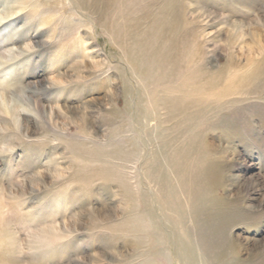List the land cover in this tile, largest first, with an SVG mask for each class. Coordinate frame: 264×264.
Returning a JSON list of instances; mask_svg holds the SVG:
<instances>
[{"label":"rangeland","instance_id":"1","mask_svg":"<svg viewBox=\"0 0 264 264\" xmlns=\"http://www.w3.org/2000/svg\"><path fill=\"white\" fill-rule=\"evenodd\" d=\"M175 1L155 70L190 104L153 128V15L113 39L104 0H0V264H264V0Z\"/></svg>","mask_w":264,"mask_h":264},{"label":"bare ground","instance_id":"2","mask_svg":"<svg viewBox=\"0 0 264 264\" xmlns=\"http://www.w3.org/2000/svg\"><path fill=\"white\" fill-rule=\"evenodd\" d=\"M140 2H142V1L141 0H134L129 5L128 4L125 5L123 0H104L103 7L105 6L107 8H111L115 4L116 7L112 9V11H113L112 15L118 16L117 19H119V18L122 19V22H121L122 24L119 22H116L117 19L115 21H111V20L109 21L110 25L112 26V29H109V31L112 34L113 39H114L116 34L119 35L117 32H120L121 31L120 29H122L123 33H121L122 34L121 36H124V37L128 38V40H129L130 39L129 35L132 36L134 33L131 30L135 31V29L137 28L135 26H137V24H138V21H139L138 19L142 18V20H144V19L148 18L149 16L153 15L152 16L153 25L148 27L149 29L145 31L143 38H140V37H137L136 39L133 38L132 45H130V46L132 48L134 47L133 50L136 49V51L141 54V56H137V58H136V62L138 63V65H137L138 69L146 70V71H144V73L140 74V75L144 76L141 79V82H142L141 87L142 88L143 87L147 88L148 84H146V79H148L150 76H152L151 74L153 72L155 73V74H153L154 82H153V84H151L152 87L148 88V90L144 92V95L142 93H138V98H139L140 102L145 100V103L147 105H149V108L151 107V110H148V112L146 111V113L144 115L149 116L150 120H155L156 123L154 124L153 128H157L158 125L165 123V121L169 118V116H172L173 118H177L178 116L183 115L185 113V111L187 110L188 105L190 104L187 101V99L180 97V96H177L178 94L186 93V91H188V89L185 88V83L187 82L186 78H183L181 80V82H179V84H175V81H176L175 79L177 77H179V76H177L178 72H175L174 70L172 71V70H169L166 68H161L163 73L161 71H159L157 73L155 70L158 67H165L167 64L170 65V67L174 66V58H173V56H171V53H170V50H171L170 37H171V34H173V32L176 29L178 22H179V17H180L179 8H180V6L177 5L175 0H169L165 4H163V6L156 8L158 10L155 11V14H154L153 10H151V7L153 6L152 4L154 2L148 1L147 3H145L143 5L136 6ZM122 7L123 8L125 7V8L123 9ZM134 8L136 9V11L141 12V15L139 17H136L135 15H133L131 13V11L135 12L133 10ZM109 17H111V15ZM114 23H115V25H117V27H113ZM143 50H148V51L145 52ZM133 53H135V52L133 51ZM124 56H126L125 59H127V61L132 62L128 58L130 56L129 54L124 53ZM164 63H166V64H164ZM166 70H167V74L165 73ZM168 70L170 71V73ZM179 74H180V76L182 74H183V76H185L184 73H179ZM164 75L167 76V78H165V80H164ZM160 77H163V78H160ZM163 83H166V86L165 87L163 86V90L161 92H167L166 94H168V95H166L165 98H163V97L159 98L158 97L159 92H157L155 90H157L158 86H160V84H163ZM227 92H229V90ZM135 95H137V92ZM159 101L161 103H163V106H165V107L157 109V107H158L157 103ZM165 104H167V105H165ZM160 106H162V105L160 104ZM132 108H134V107H132ZM161 110H164V111L166 110V113L164 112L162 114L166 118L165 121L163 119L161 121L159 120L160 119L159 116H161V114L159 112ZM55 112L56 111H54V113ZM121 153H123V155L126 157L123 161H126V162L136 161V163H137V161L139 160L137 158V155L133 154L134 150L132 151V153H128L126 151L125 152L123 151ZM158 189H160V188H158ZM157 191H159V190H157ZM162 193L163 192H161L160 194H162ZM148 217L150 218V216H148ZM151 218L149 220H151ZM165 219H167V217ZM152 223H154V222H152ZM175 231H177V230H175ZM179 235H177V237ZM167 248H169V247H167ZM162 251H161V253H162ZM168 252H170V251H168ZM168 252L165 251L166 254ZM154 253H155V251L152 254H154ZM156 253H158V252H156ZM161 253L157 254L158 258H159V259L158 258L157 259H158V261H160V264H170L167 261L168 258L167 259L164 258V256H162L164 254L163 253L161 254ZM166 254H165V256H166ZM169 256H171V255H169ZM181 257H182V259H184L182 255H181ZM185 257H187V256H185ZM169 259H170V257H169ZM171 259H173V258H171ZM182 261H184V260H182Z\"/></svg>","mask_w":264,"mask_h":264}]
</instances>
